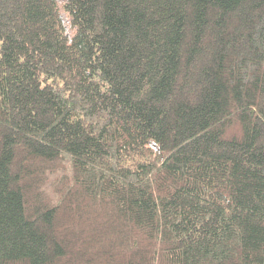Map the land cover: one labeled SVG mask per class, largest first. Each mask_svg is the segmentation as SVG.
<instances>
[{
	"label": "trees",
	"instance_id": "obj_1",
	"mask_svg": "<svg viewBox=\"0 0 264 264\" xmlns=\"http://www.w3.org/2000/svg\"><path fill=\"white\" fill-rule=\"evenodd\" d=\"M0 264H264V0H0Z\"/></svg>",
	"mask_w": 264,
	"mask_h": 264
},
{
	"label": "rangeland",
	"instance_id": "obj_2",
	"mask_svg": "<svg viewBox=\"0 0 264 264\" xmlns=\"http://www.w3.org/2000/svg\"><path fill=\"white\" fill-rule=\"evenodd\" d=\"M62 19H63L64 24L67 23L66 19H65V16H62Z\"/></svg>",
	"mask_w": 264,
	"mask_h": 264
}]
</instances>
